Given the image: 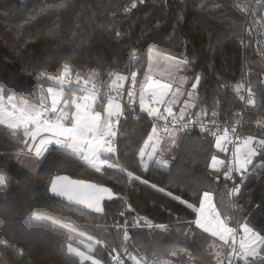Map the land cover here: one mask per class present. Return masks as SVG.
Returning <instances> with one entry per match:
<instances>
[{"label":"trees","instance_id":"obj_1","mask_svg":"<svg viewBox=\"0 0 264 264\" xmlns=\"http://www.w3.org/2000/svg\"><path fill=\"white\" fill-rule=\"evenodd\" d=\"M130 1L0 0V90L16 96L18 103L25 99L38 107L43 98L47 107V88L58 86L53 81L64 75L67 66V78L89 80L114 95L112 81L118 75L129 76L130 91L131 73H137V83L147 69L150 52L158 51L188 61L182 72L194 101L183 119L235 122L242 108L244 17L233 0H145L123 12ZM246 63L254 103L243 112L241 140L264 139V69L255 56L248 55ZM196 77L200 80L193 90ZM106 100L100 99L99 110ZM135 102L142 115L130 116L122 126L118 151L111 156L117 169L101 172L58 149L50 150L37 171L30 172L17 162L26 151L22 129L13 136L12 130L0 125V175L6 177L0 185V264H93L69 250L73 242L68 232L31 220L33 214L70 223L92 237L96 246L91 257L99 264H111L123 226L133 251L154 264L226 263V244L197 228V212L181 202L198 207L208 191L217 208L227 209L230 183L225 173L230 175L231 170L228 163L222 170L210 166L218 153L215 137L219 134L169 129L167 135L169 131L176 135L166 157L169 167L152 163L145 168L139 155L144 142L153 127L166 132ZM257 151L240 177L235 203L240 227L248 224L253 233L264 236V148ZM129 172L149 184L130 179ZM60 174L107 186L117 198L104 203V214L72 206L48 192L52 178ZM239 263L246 264L241 259ZM123 264L134 261L125 257ZM247 264H264V251Z\"/></svg>","mask_w":264,"mask_h":264},{"label":"snow or ice","instance_id":"obj_2","mask_svg":"<svg viewBox=\"0 0 264 264\" xmlns=\"http://www.w3.org/2000/svg\"><path fill=\"white\" fill-rule=\"evenodd\" d=\"M138 2L143 4L145 0H138ZM136 6L137 0H132L131 8H136ZM125 11H129V9H125ZM179 63L180 65L186 66L188 61L182 60ZM67 73L68 67L65 66L64 75L56 79V84L59 87L58 91L52 87L47 89V95L51 98L50 107L44 105L43 98L39 101V107L36 104H29L25 99H21L18 105L16 96L6 94L3 90H0V125H4L12 130L13 136L17 135L18 129H22L21 142L24 148L27 149V152L34 154L36 158H41L44 155L48 150V145L55 144L81 157L86 163L93 167L96 172H101L105 166L108 168L117 167L115 164L110 163L108 159L101 158L104 153H113L115 151L112 142L113 137L117 135L114 124H118L119 118L124 114L121 104L116 102L114 97H109L106 107L98 111L95 108V103L99 97L93 92H88L82 97L74 95L71 101L63 100V107L59 108V115H57L55 119L47 118V113L58 112V104H60L64 95ZM136 75V72L131 73L133 84H135ZM80 79L82 78H78L75 83L79 84ZM126 79L127 77L118 75L117 78L112 81L110 87L115 88L117 94H119V89L123 87L119 82ZM199 80L200 77H196V83H193L191 86L193 90L196 89ZM68 83L71 84L73 81H68ZM83 83L87 85L89 84V80H83ZM239 87H242V85L238 86L237 90H239ZM93 88H95V85H93ZM173 89V83L161 82L160 80H154L150 76L147 77L145 84L141 87L139 95L140 110L146 112L150 117L166 120L167 117H165L155 105H166L170 95L174 94ZM79 91L83 92L86 90L80 89ZM248 91L250 98L247 103L253 104L254 101L251 99L252 90L249 88ZM175 94H179V86L175 88ZM127 95L131 99L135 94L132 91H128ZM188 95L190 97L191 93ZM146 99L147 104L145 102ZM240 99L243 100L244 97L241 96ZM69 109H74V111L70 112ZM164 112L169 116L173 115L171 107H165ZM183 116L184 111L181 110L180 118L182 119ZM113 117H116L115 121ZM164 130L165 132L168 131L167 128ZM156 131V128L153 127V134H155ZM228 131L229 129H224L223 136L218 137L216 144L218 148H222L221 140L227 141ZM231 131L235 132V129ZM254 143H258L264 148V139L255 140L254 137L249 136L244 140V146L248 148L244 162L240 164V169L244 172L247 171L246 166L252 164V158L258 155L256 148L251 146ZM152 147L153 152L147 153L149 159H151L156 152L155 145ZM239 151L240 149L237 147V153H239ZM139 155L141 162L144 163L146 153L141 151ZM155 163L160 167L168 166L166 160L156 159ZM144 166L145 168L148 167L146 163ZM262 166H264V164H262ZM121 171L123 172L124 170L121 169ZM127 175L130 179L140 181L146 185L149 184V181L142 180L139 176H133L130 172L127 173ZM225 179H231V176L227 172L225 173ZM57 180L67 181V183L61 184L58 189L56 183L53 182L51 190L54 193L66 197L70 203L82 205L95 213L104 212V208L101 204V201L105 198L103 194H107V199L113 198L111 189L102 185L85 184L84 181H68L67 177H57ZM5 183L6 177L0 175V185ZM150 186L153 189L157 188L155 184H151ZM158 190L161 192L165 191L162 188ZM239 191V186H235L231 190V193L238 194ZM167 194L169 196L172 195L171 192ZM202 196L203 199L198 207L192 203L181 201L182 203H186L188 208L199 213L194 221L195 226L202 229L205 233H209L212 237H217L226 245L231 241L227 254V264H232L231 258L233 256L237 259L244 260L246 264L250 258L255 260L260 252L264 251V248L261 247L264 246V236L259 233H253L248 224L241 225L239 230L231 227V221L227 215L228 209L217 208L212 201V193L205 191ZM174 198L177 200L180 199V197ZM206 205L207 210L205 207ZM121 215L123 216V213H121ZM30 219L37 222H46L51 220V217L33 214ZM51 222L53 224L57 223L55 220ZM126 223L127 222H125V224ZM61 227H64V225H61ZM73 231H75V229H73ZM238 231L249 233L250 235L247 240L242 236L239 241V247L237 248L235 237ZM81 235L84 234L81 233ZM124 238L125 240L129 238L127 231L124 232ZM89 239H92V237H89ZM97 243L102 242L97 241ZM68 247L69 250L75 252L76 255L84 256L83 252L73 248L71 245ZM87 259L91 260L93 258L88 256ZM130 259L134 261V264H149L147 259L136 255L130 256ZM93 264H99V261L93 260ZM157 264H162V262H157ZM217 264H224V262L218 260Z\"/></svg>","mask_w":264,"mask_h":264},{"label":"built area","instance_id":"obj_3","mask_svg":"<svg viewBox=\"0 0 264 264\" xmlns=\"http://www.w3.org/2000/svg\"><path fill=\"white\" fill-rule=\"evenodd\" d=\"M234 6L237 10H239L243 17H244V24H243V36H242V43H243V50H244V79L242 81L243 85V93L242 96L244 99L242 100V108L239 113L238 119L233 122L232 124L223 123L220 121L215 120H208V121H195L192 119H181L180 117L176 116H169L166 112H164V107L162 105H155V107L160 109V112L163 113L165 117H167L166 120L159 119L156 117H150L148 116L156 126H159L162 130L165 128L172 129V128H178L183 132H209V133H215L219 135H223L224 129H229L227 133V145L229 148V165L231 169V179H227L230 183V190H229V204L227 206V209L229 210V218L231 221L230 226L234 227L236 229H240V225L238 223L237 219V213H238V207L235 203L236 198L238 197L240 191L238 194L231 193V190L235 186H239L241 190V183H240V174L237 172V146L239 142L241 141V135H240V128L242 124V117L243 112L246 109V107L250 106L251 104H248L247 101L250 98L249 97V91L250 83L248 79V69H247V63L246 59L247 56H255L261 63L263 69H264V0H233ZM132 0L123 8V12H129L135 8H131ZM140 5V3L137 0V6ZM125 9H129V11H125ZM121 11V12H122ZM78 78L75 77H68L65 81V88L70 90H80L85 89L84 92H93L95 95H97L101 100L108 99L109 97H114L122 106L123 108V115L119 118V123L114 124V129L117 133L115 137H113V147L115 149L114 152L118 151V142L121 137V131L123 124L128 120L130 116H134L135 118H140L142 115L141 112L136 110V102L131 98L128 97V87L130 84L129 76L126 80H124L121 84L123 85L122 88L119 89V94H108L102 91V88L99 85L89 83L85 85L82 80H80V83L77 84L75 81ZM68 81H73V83L69 84ZM93 85H95V88H93ZM147 104V99H146ZM116 118L114 119V121ZM232 129H235V132L231 131ZM256 149L261 148L259 145H256ZM132 181L128 179V188L131 186ZM231 193V194H230ZM125 212H128V208L125 207ZM127 231L126 227L123 226L119 246L118 249L111 255V264H123V260L125 257L130 258L132 255H136L138 257H143L148 260L149 264H154L149 260L146 256H140L136 252L133 251L132 247L129 244L130 235L127 240L124 238V232ZM128 232V231H127ZM129 234V233H128ZM243 236L242 231H238L236 234V247H239V241L241 237ZM231 245V241H229V244L226 245L227 249L229 251ZM228 253V252H227ZM228 259V258H227ZM227 259L226 263L227 264ZM232 264H240V259H237L235 256L231 258Z\"/></svg>","mask_w":264,"mask_h":264},{"label":"rangeland","instance_id":"obj_4","mask_svg":"<svg viewBox=\"0 0 264 264\" xmlns=\"http://www.w3.org/2000/svg\"><path fill=\"white\" fill-rule=\"evenodd\" d=\"M172 58H174V59H172ZM180 61H182V60H180L179 58L172 57V56H169L167 54L160 53L158 51H151L150 56H149L148 66H147L145 73H143L140 77H138L137 83L135 82L136 84H134L130 88V91H132L135 94L133 96V100L139 102V95H140L141 87L145 84L146 78L150 76L154 80H160L161 82H166V83H173L174 94H171L170 97L168 98V103L165 105L166 107H171L172 112H181V110H183L184 112L189 111V109H191L193 106L194 93L192 90H188L185 87L186 77L182 72L183 71V65H180V63H179ZM136 78H137V75H136ZM136 78H135V81H136ZM53 82H54V84H56V79ZM177 86H179V94H175V88ZM50 87L56 89L57 91L59 90V87L56 85L55 86L53 85ZM68 90H70V89H68ZM68 92L69 91H66L64 89L63 98L61 99L60 104H58V112L57 113H51V112L47 113L46 114L47 118L55 119V117L57 115H59V108L63 107V100L71 101V99L73 98L74 95L82 97L88 93V92H84V91L83 92L80 91L77 93L74 90H71L70 91L71 93H68ZM114 93L117 94L116 89H113V94ZM189 93H191L190 97L188 95ZM108 99H107V101L104 102L106 105L108 103ZM48 100L49 101L47 103V107H50L51 98L49 97ZM99 101H100V99H97L96 102L99 103ZM115 101L117 102L116 99H115ZM17 104L19 105L18 102H17ZM95 108H96V110L100 111L99 106L98 105L96 106V104H95ZM69 111L70 112L74 111V109H69ZM115 118L116 117H113V119H115ZM176 134H177V137H179V133L176 132ZM173 136H175V135H173ZM150 137H151V139H150ZM219 137H221V135H219ZM247 138L248 137L243 138L237 146L240 149L239 153H236V156H237V172L240 174V176H242L246 173L240 169V164H242L244 162L245 154L248 151V148L244 146V140H246ZM225 142L226 141L221 140L222 148H218L216 146L217 141L215 142V149L218 153L216 155H214L211 159L210 166L213 170H222L225 167V165H227V163H228V170L229 171L231 170L230 165H229V159H228L229 148H228V146L226 148ZM172 144H176V142L168 141L167 133H159L156 131V133L153 134V130H152V132H150L148 139H146V141L144 142V145L141 149V151H144L146 153V155L144 157V163L143 164L145 165V163H146L149 166L152 163H155L156 159L166 160V157L168 156V154H171V152H172V149L169 148V146H171ZM255 144L256 143H254L251 146L255 147ZM153 145H155L156 152H155V155H153L152 158L149 159L147 153L153 152V147H152ZM55 147H57V146H55ZM222 149H226V150H222ZM66 152L68 154L70 153L68 151H66ZM157 153H160V155L159 156L156 155ZM104 154L112 156L115 154V152L104 153ZM71 155H72V153H71ZM72 156L80 159L78 155L73 154ZM255 157L252 158V163H253ZM214 158H215V161H214ZM40 159H42V158H40ZM102 159H104V158H102ZM109 162L116 165L115 161L112 158L109 159ZM155 165H157V164L155 163ZM251 165L252 164L246 166L247 170ZM114 169H117V167H115ZM213 200H214V198L212 196V201ZM213 203H214V201H213ZM205 207L207 210V205ZM198 215H199V213H197V216ZM52 220L59 222L60 224H58V223H56V224L60 225V227H61V225H64V227H61V228L69 231L70 239L73 242V248L84 253V256H78L77 255L78 257H80L82 260H86L88 256H91V252L94 250L95 246H94V242H92V240L89 239V237L86 234L83 233L84 235H81L82 232L79 231L78 229H76L70 223L63 222V221L54 219L52 217H51V220H49V222H51ZM241 225H243V224H241ZM73 229H75V231H73ZM242 234L246 240L248 239V237L250 235L249 233H243V232H242ZM72 253L76 255L75 252H72ZM83 257L86 259H84ZM87 260H90V259H87ZM90 261L93 262V259H91ZM157 262H162V264H174L170 261H157Z\"/></svg>","mask_w":264,"mask_h":264},{"label":"crops","instance_id":"obj_5","mask_svg":"<svg viewBox=\"0 0 264 264\" xmlns=\"http://www.w3.org/2000/svg\"><path fill=\"white\" fill-rule=\"evenodd\" d=\"M184 66V65H183ZM86 95V94H85ZM100 99V98H99ZM133 99V98H132ZM107 101V100H106ZM118 102V101H117ZM96 104V106L98 105L99 107H100V101H99V103L98 102H96L95 103ZM106 106V104L104 103L103 105H102V109L104 108ZM180 113V112H179ZM187 112H184V114H186ZM172 116H176V117H180V114H178V113H176V112H174L173 113V115ZM114 120V119H113ZM4 126V125H3ZM6 127V126H5ZM172 131H169V137H168V141H174V142H176V135L175 136H173L172 134H170ZM167 134H168V132H166ZM222 136V135H221ZM218 137H219V135H217L216 137H215V142L217 141V139H218ZM39 139V138H38ZM241 142V141H240ZM239 142V143H240ZM225 144H226V148H227V143L225 142ZM55 146H57V145H55V144H52V145H48L47 147H48V150L44 153V155H43V157H41L42 159L45 157V155L50 151V150H52V149H58V150H62V151H67V150H65V149H62V148H60L59 146H57V147H55ZM68 152H70V151H68ZM70 155H71V152L69 153ZM72 155H73V153H72ZM156 155H160V153H157ZM80 158V160L81 161H83L85 164H87V165H89L88 163H86L81 157H79ZM101 158H104V159H110L111 158V155L109 156V155H106V154H103L102 155V157ZM42 159H40V158H36L35 157V155L34 154H30V153H28L27 152V149H26V151L25 152H23V153H21L19 156H18V158H17V162L20 164V165H22V166H24L25 168H27L30 172H36L37 171V169H38V167H39V165H40V163H41V161H42ZM166 161H167V158H166ZM168 162V166L167 167H169V161H167ZM90 166V165H89ZM91 167V166H90ZM93 168V167H92ZM105 168H108V167H104L103 169H105ZM102 169V170H103ZM203 198V197H202ZM45 223H49V224H52L54 227H56V228H58V229H61V230H64V231H66V232H68V234L70 235V233H69V231L68 230H66V229H63V228H61L60 227V225H57V224H53L52 222H49V221H46ZM58 224H60L59 222H57ZM83 233V232H82ZM85 234V233H84ZM87 235V234H86ZM88 236V235H87ZM88 237H90V236H88ZM92 240V242H94V246H96V241L92 238L91 239ZM221 241V240H220ZM223 242V241H222Z\"/></svg>","mask_w":264,"mask_h":264},{"label":"water","instance_id":"obj_6","mask_svg":"<svg viewBox=\"0 0 264 264\" xmlns=\"http://www.w3.org/2000/svg\"><path fill=\"white\" fill-rule=\"evenodd\" d=\"M57 177H67V178H68V181H84V180L74 179V178H72V177H70L69 175H66V174H60V175L54 176V177L52 178L51 182H50V185H49V189H48L49 194H51L53 197L58 198V199H60V200H62V201H64V202H66V203H68V204H70V205H72V206H75V207L80 208V209L85 210V211L93 212V211H91L90 209H87V208H85V207L82 206V205H76V204L70 203V202L67 200L66 197H63V196L58 195L57 193H54V192L51 190L53 182L56 183L58 189H59V187L61 186V184L67 183V181H60V180H57ZM84 182H85V184H95V185H99V184H96V183H93V182H89V181H84ZM102 186H103V185H102ZM104 187H107V186H104ZM107 188H109V187H107ZM109 189H110V188H109ZM111 191H112V193H113V198H112V199H107V194H106V193L103 194L104 197H105V198L101 201V204H102V207H103V208H104V203H105L106 201H111V200L117 198V194H115V193L113 192L112 189H111ZM98 214H104V212H103V213H98Z\"/></svg>","mask_w":264,"mask_h":264}]
</instances>
